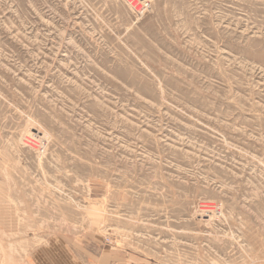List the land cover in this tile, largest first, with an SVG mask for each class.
<instances>
[{
	"label": "rangeland",
	"instance_id": "obj_1",
	"mask_svg": "<svg viewBox=\"0 0 264 264\" xmlns=\"http://www.w3.org/2000/svg\"><path fill=\"white\" fill-rule=\"evenodd\" d=\"M41 262L264 264V0H0V264Z\"/></svg>",
	"mask_w": 264,
	"mask_h": 264
},
{
	"label": "crops",
	"instance_id": "obj_2",
	"mask_svg": "<svg viewBox=\"0 0 264 264\" xmlns=\"http://www.w3.org/2000/svg\"><path fill=\"white\" fill-rule=\"evenodd\" d=\"M44 261H45L46 263H49V256H48V259L46 258ZM40 264H43V262H41ZM99 264H101V263H99Z\"/></svg>",
	"mask_w": 264,
	"mask_h": 264
},
{
	"label": "built area",
	"instance_id": "obj_3",
	"mask_svg": "<svg viewBox=\"0 0 264 264\" xmlns=\"http://www.w3.org/2000/svg\"><path fill=\"white\" fill-rule=\"evenodd\" d=\"M139 11L136 10V13H138Z\"/></svg>",
	"mask_w": 264,
	"mask_h": 264
},
{
	"label": "bare ground",
	"instance_id": "obj_4",
	"mask_svg": "<svg viewBox=\"0 0 264 264\" xmlns=\"http://www.w3.org/2000/svg\"><path fill=\"white\" fill-rule=\"evenodd\" d=\"M130 4V3H129ZM138 5V4H137Z\"/></svg>",
	"mask_w": 264,
	"mask_h": 264
}]
</instances>
